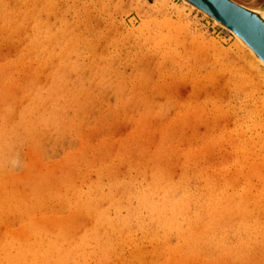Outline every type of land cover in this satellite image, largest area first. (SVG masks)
Here are the masks:
<instances>
[{"label": "rangeland", "instance_id": "obj_1", "mask_svg": "<svg viewBox=\"0 0 264 264\" xmlns=\"http://www.w3.org/2000/svg\"><path fill=\"white\" fill-rule=\"evenodd\" d=\"M248 57L182 0H0V264H264Z\"/></svg>", "mask_w": 264, "mask_h": 264}, {"label": "water", "instance_id": "obj_2", "mask_svg": "<svg viewBox=\"0 0 264 264\" xmlns=\"http://www.w3.org/2000/svg\"><path fill=\"white\" fill-rule=\"evenodd\" d=\"M240 37L264 63V3L249 7L233 0H185Z\"/></svg>", "mask_w": 264, "mask_h": 264}, {"label": "bare ground", "instance_id": "obj_3", "mask_svg": "<svg viewBox=\"0 0 264 264\" xmlns=\"http://www.w3.org/2000/svg\"><path fill=\"white\" fill-rule=\"evenodd\" d=\"M183 1V3L184 4H186V5H188L190 8H194L191 4H189L187 1H185V0H182ZM247 5V4H246ZM38 17V16H37ZM235 37H236V46H237V48L239 49V51L241 52H244L245 54H247V55H249V57L248 58H250V56H252L251 58H252V60H251V64H252V61H253V64L254 65H256L258 68L259 67H264V63H263V61L250 49V47H248V45L240 38V37H238L237 35H235V34H233ZM250 58V59H251ZM252 64V65H253ZM231 66V65H230ZM253 67V66H252ZM225 79V78H224ZM262 113V112H261ZM21 130V129H20ZM264 136V135H263ZM254 143V142H253ZM261 145H260V149L262 148V151L264 150V141L262 140L261 141ZM253 146H254V144H252ZM257 148V147H256ZM251 149H253L252 147H251ZM251 149H250V151H251ZM255 149V148H254ZM259 149V148H258ZM248 150V149H247ZM257 150V149H256ZM253 151V150H252ZM260 152H261V150H259ZM247 152V151H246ZM251 155L253 154L252 152L250 153ZM250 155V156H251ZM256 155V154H255ZM257 155H259V153H257ZM241 156V155H240ZM251 158V157H250ZM258 158H260L261 160H259ZM258 158H257V160H255L256 162H254L251 166H250V168H249V172H246L245 173V175H247V176H255L256 178H258V180L259 181H261L262 183H263V186H264V174H263V172H262V167L264 168V155H262V157L261 156H258ZM256 159V158H255ZM252 163V162H251ZM250 163V164H251ZM245 178V177H244ZM260 182V183H261ZM239 184V183H238ZM258 186V185H257ZM264 188V187H263ZM258 190V189H257ZM264 190V189H263ZM262 190V191H263ZM261 193V195H262V193L263 192H260ZM259 194V193H258ZM264 194V193H263ZM263 196V195H262ZM256 198V197H255ZM258 198V197H257ZM256 198V199H257ZM256 199H254L255 201H256ZM263 199V198H262ZM261 200V199H260ZM262 201V200H261ZM242 204V203H241ZM151 205H152V207L151 208H154V204L151 202ZM164 205V204H163ZM170 205V204H169ZM157 206V205H156ZM155 206V207H156ZM150 207V206H149ZM162 207V206H161ZM168 207V206H167ZM150 208V209H151ZM157 208V207H156ZM174 209V208H173ZM175 209H176V211L178 210V209H180L179 208V206H177V207H175ZM152 211V210H151ZM165 215V210H163L162 211V209H159L158 210V217H159V219H164V216ZM166 219H167V217H166ZM168 220H170V219H168ZM168 220H165V222H167L168 223ZM54 248V247H53ZM48 249H49V247H48ZM47 249V250H48ZM55 249V248H54ZM64 263V262H63Z\"/></svg>", "mask_w": 264, "mask_h": 264}, {"label": "flooded vegetation", "instance_id": "obj_4", "mask_svg": "<svg viewBox=\"0 0 264 264\" xmlns=\"http://www.w3.org/2000/svg\"><path fill=\"white\" fill-rule=\"evenodd\" d=\"M233 1L249 7H259L262 3H264V0H233Z\"/></svg>", "mask_w": 264, "mask_h": 264}]
</instances>
